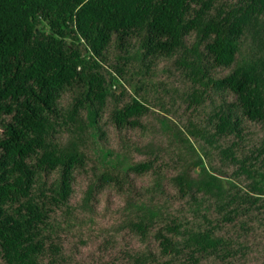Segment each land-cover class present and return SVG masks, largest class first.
<instances>
[{"label": "trees", "instance_id": "obj_1", "mask_svg": "<svg viewBox=\"0 0 264 264\" xmlns=\"http://www.w3.org/2000/svg\"><path fill=\"white\" fill-rule=\"evenodd\" d=\"M0 264H264V0H0Z\"/></svg>", "mask_w": 264, "mask_h": 264}]
</instances>
